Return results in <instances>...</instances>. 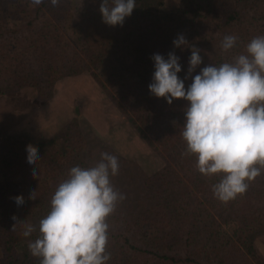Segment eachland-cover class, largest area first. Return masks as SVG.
I'll return each mask as SVG.
<instances>
[{
  "label": "trees",
  "instance_id": "trees-1",
  "mask_svg": "<svg viewBox=\"0 0 264 264\" xmlns=\"http://www.w3.org/2000/svg\"><path fill=\"white\" fill-rule=\"evenodd\" d=\"M101 3L61 0L54 7L50 0L39 6L30 0H0V95L5 103L18 106L7 99L30 87L44 102L64 82L89 75L127 117L138 142L157 147L167 162L144 171L139 159L121 153H132V149L117 125L104 133L96 131L118 152L103 147L90 156L77 115L45 137L23 133L10 137L1 130L0 264H39L28 249L29 241L39 233L24 237L23 223L38 229L69 170L94 166L102 152L118 158L119 173L110 179L125 196L107 219L105 251L110 259L105 264H264L254 246L255 238L264 233V169L248 182L244 194L220 202L212 186L222 175L200 174L196 157L183 155L186 143L181 133L188 102L174 99L169 105L148 90L154 54L167 59L174 52L182 68L181 79L187 73L190 46L199 48L202 57L192 76L205 66L233 62L245 54L252 38L264 36V0H180L163 14L136 0L122 26L103 22ZM179 34L189 47L174 48L173 40ZM226 35L237 37L228 52L221 48ZM210 46L211 53L203 56ZM184 82L187 89L191 77ZM29 144L39 150L36 165L27 163ZM32 191L35 200L29 199ZM16 196H23L22 206L15 203ZM12 216L22 222L16 223Z\"/></svg>",
  "mask_w": 264,
  "mask_h": 264
},
{
  "label": "clouds",
  "instance_id": "clouds-1",
  "mask_svg": "<svg viewBox=\"0 0 264 264\" xmlns=\"http://www.w3.org/2000/svg\"><path fill=\"white\" fill-rule=\"evenodd\" d=\"M39 6L43 0H30ZM58 6L61 0H50ZM136 7V0H102L99 7L102 20L109 26L123 25ZM237 37L224 36L221 48L228 52L236 45ZM183 34L173 40L174 48L189 47ZM184 79L178 76L182 68L174 52L154 54V73L149 92L164 98L170 105L174 99L188 102L184 111L185 123L181 133L186 143L183 155L196 157L198 172L206 177L221 174L212 186L216 199L222 203L242 195L249 183L264 169V36L251 39L245 54L237 55L233 62L203 67L200 49L189 47ZM191 84L185 88V80ZM27 163L36 165L39 150L26 145ZM119 160L108 152L92 167L74 166L68 178L56 188L50 211L39 221V226L23 223L24 237L38 231L28 249L39 264H105L108 244L107 219L125 196L114 188L111 177L119 173ZM33 176L37 175L33 170ZM17 206L24 203L23 196L13 197ZM36 199L35 191L29 195ZM13 221H17L12 216ZM15 224V223H14Z\"/></svg>",
  "mask_w": 264,
  "mask_h": 264
},
{
  "label": "rangeland",
  "instance_id": "rangeland-1",
  "mask_svg": "<svg viewBox=\"0 0 264 264\" xmlns=\"http://www.w3.org/2000/svg\"><path fill=\"white\" fill-rule=\"evenodd\" d=\"M140 1L147 5V9L159 10L161 14L173 10L180 3V0ZM199 1L206 2V0ZM60 39L64 40L62 33ZM211 51L212 47L210 46L203 51L202 55H208ZM15 94L14 97L7 100L12 101L13 104H18V106L5 103L4 97L0 95V133L1 130H4L6 135L10 137L18 133L45 137L51 131L61 127L65 121L77 115L82 125V131L89 141L87 153L90 156L100 153L103 147L118 152V149L114 148L115 145L110 140L97 133V131L104 133L109 128L111 129V127L117 125L118 129L126 134L125 144L129 149H132V153L130 151L121 153L127 158L139 159L144 171L149 172L155 168H160L167 162L166 155L157 147L152 144L148 145L146 142H138L135 129L129 123L127 117L122 114L106 94L100 92L89 75L73 77V79L64 82L62 88L58 87L53 97L44 102H41V99L35 95L33 88L30 87L23 88ZM78 94L82 96V99L79 98V100L76 99L70 102L68 108L65 109L66 102L71 100L70 97H76ZM84 99L87 101L84 102ZM94 120L100 122L99 125H96L93 122ZM2 125L6 127H2ZM262 235L264 233L257 238ZM263 244L261 243V246ZM259 257L264 262L260 255Z\"/></svg>",
  "mask_w": 264,
  "mask_h": 264
},
{
  "label": "crops",
  "instance_id": "crops-1",
  "mask_svg": "<svg viewBox=\"0 0 264 264\" xmlns=\"http://www.w3.org/2000/svg\"><path fill=\"white\" fill-rule=\"evenodd\" d=\"M82 96H80L79 94L78 95H76V97H70V101L69 102H66V104H65V109H67L68 108V105H69V103L70 102H73V101H75L76 99L77 100H79V98L80 99H82L81 98ZM85 101H87V100H85L84 99V102ZM84 104V103H83ZM85 105V104H84ZM59 111V110H58ZM261 243H264V235H262L261 237H259V238H256L255 239V241H254V245H255V247H256V250L258 251V253H259V255L262 257V259L264 260V244H263V246H261Z\"/></svg>",
  "mask_w": 264,
  "mask_h": 264
}]
</instances>
